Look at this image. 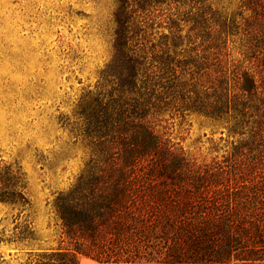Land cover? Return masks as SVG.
<instances>
[{
    "label": "trees",
    "instance_id": "trees-1",
    "mask_svg": "<svg viewBox=\"0 0 264 264\" xmlns=\"http://www.w3.org/2000/svg\"><path fill=\"white\" fill-rule=\"evenodd\" d=\"M189 1L185 36L168 26L154 41L149 20L163 0H117L113 56L71 123L89 159L75 182L58 192L51 210L60 227L57 248L34 264H264V162L227 172L192 163L162 137L150 118L192 111L232 121L264 160V0H244L224 16L208 0ZM249 11L243 17V13ZM240 30L230 58L227 37ZM191 35H190V34ZM22 173L0 172V202L27 204ZM23 238L32 239L24 230ZM1 240V239H0Z\"/></svg>",
    "mask_w": 264,
    "mask_h": 264
},
{
    "label": "rangeland",
    "instance_id": "rangeland-1",
    "mask_svg": "<svg viewBox=\"0 0 264 264\" xmlns=\"http://www.w3.org/2000/svg\"><path fill=\"white\" fill-rule=\"evenodd\" d=\"M208 1L212 10L243 22L237 13L244 0ZM190 5L163 0L155 6L148 39L168 34L172 23L185 36L192 26L185 20ZM117 6V0H0V172L19 169L27 198L23 206L0 202V264H34L35 254L58 246L51 202L89 159L71 123L79 120L86 95L102 90L100 72L113 56ZM240 38V30L227 37V50L241 62ZM255 120L239 135L229 131L230 119L214 121L192 111L169 109L150 118L154 130L192 163L227 172L264 162L257 150H235L251 140ZM25 229L32 239L23 238ZM79 264L103 263L80 257Z\"/></svg>",
    "mask_w": 264,
    "mask_h": 264
}]
</instances>
